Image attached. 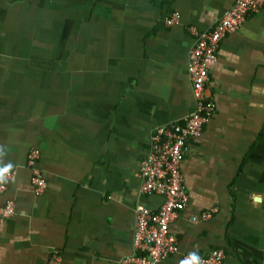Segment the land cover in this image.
<instances>
[{
	"label": "crops",
	"instance_id": "obj_1",
	"mask_svg": "<svg viewBox=\"0 0 264 264\" xmlns=\"http://www.w3.org/2000/svg\"><path fill=\"white\" fill-rule=\"evenodd\" d=\"M235 2L0 0V205L16 206L0 218V264H122L138 252L136 211L164 200L140 191L150 138L194 109L192 29L212 28ZM217 55L216 110L181 165L189 203L170 224L178 249L156 264L216 248L223 264H264V6L223 35Z\"/></svg>",
	"mask_w": 264,
	"mask_h": 264
},
{
	"label": "built area",
	"instance_id": "obj_2",
	"mask_svg": "<svg viewBox=\"0 0 264 264\" xmlns=\"http://www.w3.org/2000/svg\"><path fill=\"white\" fill-rule=\"evenodd\" d=\"M264 6V0H236L235 5L207 30L193 28L195 43L189 51L188 73L193 85L194 109L181 122L161 125L150 138L148 152L140 165L142 194H158L163 202L158 210L139 206L136 211L134 246L137 253L121 260L122 264H156L177 251V238L170 232V224L189 203L181 165L184 160L186 144L198 137L216 110V103L209 93L210 69L218 60V45L224 34L237 29L247 16ZM180 19L174 11L166 18L165 24L171 26ZM40 152L32 150L28 157L31 180L36 194L45 191L47 181L37 166ZM3 177L12 178L16 170L4 166ZM6 189L0 183V194ZM216 208L202 211L192 219H208ZM16 212L13 201L0 205V218L6 219ZM225 251L216 248L207 254H184L182 264H223ZM55 259L59 258L57 252Z\"/></svg>",
	"mask_w": 264,
	"mask_h": 264
}]
</instances>
